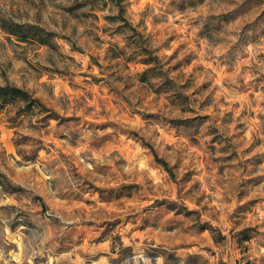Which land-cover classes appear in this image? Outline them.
<instances>
[{
    "label": "rangeland",
    "instance_id": "1",
    "mask_svg": "<svg viewBox=\"0 0 264 264\" xmlns=\"http://www.w3.org/2000/svg\"><path fill=\"white\" fill-rule=\"evenodd\" d=\"M7 84L0 264H264V0H0Z\"/></svg>",
    "mask_w": 264,
    "mask_h": 264
},
{
    "label": "trees",
    "instance_id": "2",
    "mask_svg": "<svg viewBox=\"0 0 264 264\" xmlns=\"http://www.w3.org/2000/svg\"><path fill=\"white\" fill-rule=\"evenodd\" d=\"M21 25L22 24H17L16 26L21 27ZM27 26H29L30 29L37 28L35 25L31 24ZM8 30L10 33L18 35V31H16L17 29H13L11 27ZM35 101L37 102V99L31 98L30 93L21 87L10 84L0 85V109L16 102H26L29 106H31V104Z\"/></svg>",
    "mask_w": 264,
    "mask_h": 264
}]
</instances>
